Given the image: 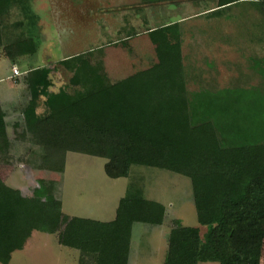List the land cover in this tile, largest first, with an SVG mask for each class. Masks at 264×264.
I'll use <instances>...</instances> for the list:
<instances>
[{
	"label": "trees",
	"instance_id": "obj_1",
	"mask_svg": "<svg viewBox=\"0 0 264 264\" xmlns=\"http://www.w3.org/2000/svg\"><path fill=\"white\" fill-rule=\"evenodd\" d=\"M217 1L218 11L253 4L264 19V0ZM28 2L0 0V47L12 9L22 16L18 27L37 22ZM29 33L3 48L11 62L37 51L31 28ZM147 37L156 63L113 84L102 64L90 63L88 54L59 63L72 76L57 93L48 92L49 69L32 70L21 139L28 135V142L40 149L35 166L41 171L61 174L66 154L76 153L104 159L110 179L128 177L134 166L187 178L197 224L206 231L200 236L199 227H172L163 264H259L264 241V84L252 87V93L233 95V88L209 92L203 103L200 93L186 87L178 25L156 28ZM260 76L264 80V73ZM41 97L45 112L37 115ZM242 104L250 108L240 109ZM9 149L0 111L3 164L10 163ZM54 186V181H38L26 196L0 179V264H9L33 232L56 234L58 245L79 251V264H127L132 225L163 224L165 208L141 196L121 199L110 223L67 217Z\"/></svg>",
	"mask_w": 264,
	"mask_h": 264
},
{
	"label": "rangeland",
	"instance_id": "obj_2",
	"mask_svg": "<svg viewBox=\"0 0 264 264\" xmlns=\"http://www.w3.org/2000/svg\"><path fill=\"white\" fill-rule=\"evenodd\" d=\"M146 1L150 3H145L144 0H111L110 4L112 8L110 7V9L121 10L120 7H123V14L116 12L114 13L116 15L113 14V16H116V20L119 17H123L130 24H134L131 20H134V16L137 14L140 15V21L143 19L141 16H145L144 20H147L150 25V21L152 23V20L151 15L149 16L148 14L149 11L154 14H162L161 22L173 18L177 20L181 16H187L191 19L185 26H192L187 32L191 35L192 42H194L193 45H195L198 39L202 45L207 44L208 40H210L209 42H214L217 35L218 38L222 37L220 36L222 32L226 45H233V49H229V53L225 55L224 63L220 62L219 53L216 52L215 46H210L209 57H207L208 55L205 56V50H202L203 52L201 53V47L198 46L201 56H196V59L193 58L192 62L190 60V51H192L193 45L188 46V69L193 68L191 72H187L186 87L189 92L200 93L203 103L209 100V92L215 94L219 90L224 91L225 89L233 88L235 89L232 91L233 95L240 94V91L244 92L242 90H249L247 93H252V87H260L264 84L263 78L256 71L252 70L253 59H262L264 53L259 52L258 49L249 48L250 26H264L261 12L255 5L238 3L218 11L217 0ZM138 2L144 4L145 7H137ZM16 10L12 9L10 15L5 20V26H3L2 31L3 43L4 39L9 36L8 33H11L13 30L16 32L19 30L17 26H10L15 20L19 19L18 10ZM154 24L156 25V23ZM54 34L57 35V32H54ZM8 39L9 37H7ZM8 44V41L4 45L2 44L3 47L1 46L0 49L3 50ZM131 48L133 50L132 54L124 52L123 55L126 65L121 73L123 77L134 71L137 72L140 69L148 67L150 61L153 59L152 45H147L146 47L142 42L133 41ZM200 59L201 62L198 61ZM206 59L210 61L209 66H206L203 62ZM56 75V78H59L58 81L66 84L69 82L70 73L63 67L58 69V74ZM221 98L222 100H226L225 96H221ZM248 101H250V105H253L254 108H258L256 102H251V98ZM247 105L249 104H242L240 109L246 110L250 108ZM254 118L257 119L256 117ZM20 147V158H25L26 153L27 155L29 154L26 151L27 148H30L29 150L32 149L31 158L28 156L27 161L31 160L33 165L31 161V166L26 164L28 163L27 161L23 164L20 162V159H18L17 163H12V165L9 163L11 166L0 162V179L13 189H21L23 195L30 196L32 190L37 187L38 181H54L55 197L57 198L59 191V199L65 201L67 209H73L75 213L84 214L89 213V209L92 211L93 207H99L106 197L110 200L107 203L108 206L111 205L112 199L110 197H114L113 190H117L119 187V191L125 192L124 197L134 198L137 197L135 195L140 194L141 186V189L146 193V197L158 199L165 205L167 218L162 228L139 224L135 226L134 232L137 230H140V232L148 230L155 234L158 233L157 236H160L166 229L177 225L199 227L192 201L190 181L181 175L159 169L134 166L131 168L127 179L110 180L103 171L104 159L76 153L66 154V170L63 174L50 173L48 171L37 170L35 165L39 163V157L35 156L37 155L34 151L35 147H31L29 142L21 144ZM15 149L16 147L14 148L13 143V149H10L13 156L15 155ZM20 164L25 165L24 168L21 167L20 169ZM127 190L129 194L126 193ZM205 231L204 227H199L200 236ZM136 244L137 242L134 240V246ZM75 252L78 253L75 250L59 246L56 234L46 235L38 233L28 241L25 248L12 254L10 264H73L72 260L74 261L75 259ZM259 264H264V241L262 243Z\"/></svg>",
	"mask_w": 264,
	"mask_h": 264
},
{
	"label": "crops",
	"instance_id": "obj_3",
	"mask_svg": "<svg viewBox=\"0 0 264 264\" xmlns=\"http://www.w3.org/2000/svg\"><path fill=\"white\" fill-rule=\"evenodd\" d=\"M31 1L32 0H29L28 2L29 7L32 13L37 17V22L35 24L32 22L27 24V22H25L24 28L18 27L16 23L21 22L23 19L16 10L20 17L17 14L19 19H17V21L15 20V22L10 26H17L19 30L17 32L13 30L11 33H8L9 36L7 37H9V39L7 40L6 37L4 39V43L2 42V44L4 45L7 43V41L9 43L15 42L19 37H27L30 35L29 29L31 28V34L38 43L37 51L33 55H21L20 57H17L14 62H11L9 58L5 56L3 50L0 49V111L4 114L6 134L11 143L10 149H13V143L14 148L16 147L14 156L12 151L9 149L11 165L14 162L17 163L18 159H20V162L25 164L28 156L31 158L30 155L32 149H26L29 154L27 155L26 153L25 158H20L19 152L21 150V144L28 143L29 137L26 135L24 139H21V136H23L25 130L24 111L31 99L28 88V77L32 70L38 68L49 69L50 73L48 75V80H50L51 86L48 88V92L57 93L60 89L65 88L64 86L68 85V82L66 84L58 81L59 78H56L58 69L63 67L59 63L77 56L88 54L90 63L102 64L107 80L110 84H113L135 73L134 71L125 77L121 76L123 68L126 66L123 59L124 52H129L131 54L133 53L131 48V43L133 41L139 43L142 42L146 47L147 45L151 46L152 44L147 37V32L156 28L177 24L182 40L181 53L183 64L188 73L192 71L193 67L188 69L187 51L188 46H192L194 43L192 42L191 35L187 32L192 26H185V24L190 21V17L181 16V18L177 20L173 18L170 20L168 19V21L164 20L161 22L160 20H162V14H154L149 11L148 14L149 16L151 15L150 17L152 20V23L150 21V25L147 20H144L145 16H141L143 19L140 21V15L137 14L134 16V20L130 19L134 24H130V22H127V20L123 19V17H119L117 20L115 19L116 16H113V14L116 12L123 14L124 10H122L123 7H120L121 10L110 9L111 0H33L32 3ZM140 3L138 2L137 7H145L144 4L141 3V5ZM154 23H156V25ZM140 24L142 25L140 26ZM28 26L34 27L28 28ZM54 32H57V35H55ZM249 32V48L258 49L259 52L264 53V26H250ZM220 36L222 37L218 38L217 35V38L214 40V42H209L210 40H208L207 44L205 45H202L199 39L196 40L195 45L192 46V51H190V60L193 62V58L196 59V56H201L199 47H201V53L203 52L202 50H205V56L208 55L207 57H209L210 46H215V49H217L216 52L219 53L218 57H220V62L224 63L225 55L229 53V49H233V45H226L223 32L222 34L220 33ZM122 43H125V45H122ZM211 52L213 51L211 50ZM198 61L201 62V59ZM203 62L206 66H209L210 64L208 59L203 60ZM155 63L156 58L153 52V59L150 61L148 67L140 69L139 71H144ZM13 69L18 71L19 74L17 76L13 75ZM252 70L256 71L259 75L260 72L264 73V57L262 59H253ZM71 76L72 74L70 73V78ZM44 101L45 98L43 97H41L38 101V108L36 110L37 115H42L45 112L43 107ZM35 148L34 151L37 154L35 156L37 157L40 154V149L37 147ZM30 161H27L28 163L26 164L31 166L32 161L31 163ZM23 164L19 165L20 169L21 167L24 168L25 165ZM65 170L66 165L62 174L65 172ZM128 177L119 179L107 178L110 180H123L127 179ZM119 188L117 190H113L114 197H110L112 199L111 205L108 206L107 203H109L110 200L108 197H106V199L101 202L99 207H93L92 211L89 209V213L84 214L75 213V210L73 209H67L65 201L59 199V191L57 193V199L61 203L62 214L67 217H76L96 222L110 223L115 219L116 210L120 200L125 198V192L123 193L122 190L119 191ZM17 190L22 193L21 189ZM126 193L129 194V191L127 190ZM145 194L146 193L143 189H141L140 186V194L138 193L136 196H141L144 198V200L159 203L165 208V216L163 220L164 224L167 218V210L165 205L158 199L146 197ZM139 224L140 223H134L131 228L127 264H163L164 256L167 250V236L171 228L166 229L162 233L159 232L161 234L160 236H157L158 233L155 234L154 232L148 230H144L142 232L137 230L134 232L135 226ZM163 224L161 226L150 227L162 228ZM35 234H38V232H33L28 241L31 240ZM134 240L137 242L135 246ZM28 241L26 242L24 248L26 247ZM77 252L78 253H74L75 259L74 261L72 260L73 264H79L78 260L80 254L79 251Z\"/></svg>",
	"mask_w": 264,
	"mask_h": 264
},
{
	"label": "built area",
	"instance_id": "obj_4",
	"mask_svg": "<svg viewBox=\"0 0 264 264\" xmlns=\"http://www.w3.org/2000/svg\"><path fill=\"white\" fill-rule=\"evenodd\" d=\"M12 73H13V75H15V76H17V75L19 74L18 71H17L16 69H13Z\"/></svg>",
	"mask_w": 264,
	"mask_h": 264
}]
</instances>
